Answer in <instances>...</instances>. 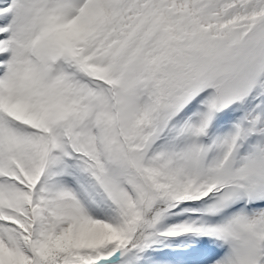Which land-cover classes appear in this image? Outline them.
<instances>
[{"label": "snow or ice", "instance_id": "obj_1", "mask_svg": "<svg viewBox=\"0 0 264 264\" xmlns=\"http://www.w3.org/2000/svg\"><path fill=\"white\" fill-rule=\"evenodd\" d=\"M0 264H264V0H0Z\"/></svg>", "mask_w": 264, "mask_h": 264}]
</instances>
